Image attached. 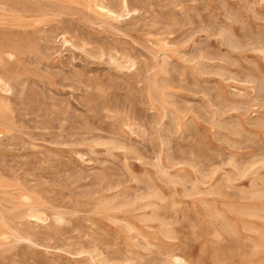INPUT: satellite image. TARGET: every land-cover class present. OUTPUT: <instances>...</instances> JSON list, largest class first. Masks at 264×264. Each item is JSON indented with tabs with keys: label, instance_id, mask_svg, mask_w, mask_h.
Returning a JSON list of instances; mask_svg holds the SVG:
<instances>
[{
	"label": "rangeland",
	"instance_id": "rangeland-1",
	"mask_svg": "<svg viewBox=\"0 0 264 264\" xmlns=\"http://www.w3.org/2000/svg\"><path fill=\"white\" fill-rule=\"evenodd\" d=\"M0 264H264V0H0Z\"/></svg>",
	"mask_w": 264,
	"mask_h": 264
}]
</instances>
